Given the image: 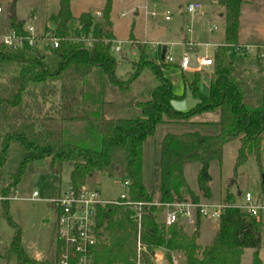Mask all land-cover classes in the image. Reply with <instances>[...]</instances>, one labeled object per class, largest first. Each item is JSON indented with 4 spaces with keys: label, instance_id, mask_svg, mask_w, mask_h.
<instances>
[{
    "label": "trees",
    "instance_id": "obj_1",
    "mask_svg": "<svg viewBox=\"0 0 264 264\" xmlns=\"http://www.w3.org/2000/svg\"><path fill=\"white\" fill-rule=\"evenodd\" d=\"M56 1L58 9L50 20L60 42L58 48L47 54L51 58L50 65L45 63L43 55L6 50L0 44V63L20 66L15 78H0V167L6 162L10 142L18 143L25 154L1 192L2 217L13 233L9 243L0 241V264H53L56 261L59 247L56 221L46 258L37 261L24 250L21 228L8 213V200L14 198L22 176L28 171H41L32 167L33 162L40 160L46 163L43 171L58 179L68 168V188L75 195L86 188L88 180L105 176L117 178L122 183L128 181L126 200L143 203L139 223L133 221V211L129 207L119 204L96 207L97 242L92 249L93 264H155L157 249L164 250L169 264L174 253L182 254L186 264H240L243 252L248 248L254 250L252 264H261L258 252L264 238V219L257 220L236 208L227 207L219 216L213 240L202 246L198 243L199 217L191 234H187L181 224L166 225L162 218L165 204L199 203L200 198H210L209 164L221 162L223 147L228 140L237 138L239 141L235 169L249 155L259 161L264 132V67L259 68V77L246 85L243 72L228 58L230 52L240 46V0H218L224 10V31L221 44L212 54L208 94L202 95L198 91L199 70L193 71L191 80L183 76L185 87L198 101L184 112L171 106V101L177 97L161 73V67H166L164 55L161 64L155 65L139 45L140 57L133 63V74L128 80L115 76L108 6L100 20L89 12L74 19L70 0ZM14 4L11 3L10 7L13 8ZM9 21V27L0 29V34L8 29L22 33L23 22L15 19V15ZM78 38L89 39L91 46L75 42L74 39ZM146 63L153 65L158 86L148 100L135 102L141 116L133 119L92 118L90 107L84 104V81L94 69H98L111 86L127 88ZM213 109L220 111L217 135L205 136L196 132L167 134L160 141V156L154 166L160 180V202L153 203L152 194L142 181L144 142L160 123H187L194 116ZM31 123H35L38 129L28 135L21 127ZM66 123L80 124L83 129L78 136L68 139L64 132ZM187 161L200 164L197 175L199 195L190 190L184 179L183 163ZM223 204H233L230 194L226 193ZM138 240L142 246L139 253Z\"/></svg>",
    "mask_w": 264,
    "mask_h": 264
},
{
    "label": "rangeland",
    "instance_id": "obj_2",
    "mask_svg": "<svg viewBox=\"0 0 264 264\" xmlns=\"http://www.w3.org/2000/svg\"><path fill=\"white\" fill-rule=\"evenodd\" d=\"M13 1H2L3 12L0 14L2 30L9 27L8 15ZM190 2L200 3V10L192 15L180 14V7ZM152 4L156 5L155 9L158 12L155 18L146 14H149ZM106 6L109 11L108 28L112 34L111 46L114 48L118 43H123L120 52H111L116 62L115 76L121 80H128L133 74V63L140 57L137 49L139 45L143 46L142 51L155 65L161 64V55L164 52V56L172 59V62L168 63L164 58L163 64L166 67H161L162 76L170 82L172 92L177 97L171 101L172 108L181 112L193 108L198 101L185 87L182 79L184 76L191 80L193 70L181 69L180 60L185 55L186 44L191 42V39L197 49L196 61L202 56L212 57L213 49L221 42L224 31V10L219 2L213 4L212 0H70V12L74 19H77L81 13L89 12L95 19L100 20ZM57 9L56 0H16L13 7L15 19L23 22L25 27L34 28L39 35L53 30L54 24L50 19ZM165 10L171 13L169 21L163 18ZM239 10L238 42H246L249 45L264 44V0H240ZM96 12L99 16H96ZM182 33L186 36L185 43L180 41ZM74 41L85 46L87 43V39L78 38ZM43 55L46 57L45 63L50 65L51 58L45 53ZM228 58L243 72L246 85L252 84L259 77V68L264 67V61L257 63L258 60L254 57L252 49L244 55L230 52ZM19 68L16 63H0V78L7 76L15 78ZM198 70L200 71L198 91L202 95H207L211 66L210 69L199 67ZM84 86L86 91L84 104L90 107L92 118L103 116L107 119H133L141 116L140 111L135 108V102L148 100L151 92L158 86V79L153 65L146 63L127 88L111 86L98 69H94L84 81ZM219 118V109H213L194 116L193 123L164 122L156 126L154 134L144 142L142 151V181L146 190L152 194L153 203L160 202L158 188L160 180L154 172V164L160 156L159 142L167 134L188 132H196L200 135H211L214 132L217 134ZM37 129L35 123L21 127V130L28 135L33 134ZM80 129H83L80 124H64V132L68 139L78 136ZM262 139L259 161L254 155H249L247 160L236 169L235 159L239 141L237 138L228 140L223 147L221 162L212 161L209 164L210 198H200V202L219 205L227 192L232 196L234 204L241 205L244 193L248 192L254 199L264 204V132ZM24 156L18 143L12 141L7 150L6 162L0 167V241L6 244L9 243L13 232L2 217L1 192ZM45 165L44 160L33 162L32 167L41 171L26 172L16 187L14 198L8 200V213L21 228V244L28 255L37 261H44L46 258L56 220L54 208L45 202V199L55 197L67 190L70 175V170L65 168L58 179L52 173L43 171ZM199 169L200 164L197 161L183 163L184 179L190 190L197 195H199L197 186ZM86 186L98 190L105 200H115L124 191L120 180L105 176L93 177L88 180ZM33 192L38 195L35 199L31 198ZM217 228V219L202 220L198 243L202 246L208 245L213 240ZM193 230V227L185 228L187 234H191ZM253 253V249H245L240 264H252ZM258 258L261 264H264V238ZM156 262L155 264H169L163 255L158 256Z\"/></svg>",
    "mask_w": 264,
    "mask_h": 264
},
{
    "label": "built area",
    "instance_id": "obj_3",
    "mask_svg": "<svg viewBox=\"0 0 264 264\" xmlns=\"http://www.w3.org/2000/svg\"><path fill=\"white\" fill-rule=\"evenodd\" d=\"M2 1L0 0V14L3 12ZM201 8L200 3L192 2L184 6L183 11L186 14H194ZM99 16V13H95ZM149 15L155 18L158 12L155 8L150 10ZM169 10L163 12L165 21L170 20ZM22 33L14 29H8L0 34V44L11 51H26L34 55L48 54L51 50L58 48L59 38L53 30L43 34H38L32 27L22 26ZM86 47L91 46V41L87 39ZM123 43H118L116 47L110 48L111 52H120ZM249 49L254 52V57L258 61H264V44L240 45L233 49V53L244 55ZM44 56V55H43ZM167 62H172L171 57H164ZM188 56L184 55L180 60V68L188 70ZM198 67L212 66V59L201 57L196 61ZM190 70V69H189ZM124 191L115 200H103L97 190L83 188L77 195L73 194L68 188L65 192L59 193L55 197L45 199L56 212L57 241L59 242L56 261L53 264H93L92 249L97 242L95 229L96 207L106 204H119L129 207L132 211L133 221L139 223L142 215L143 203H133L126 200L128 181L122 183ZM38 197L36 192L32 193L31 198ZM227 207L236 208L240 213L257 219H264V204L254 199L248 192L243 195L241 205H211L207 202H175L164 205V223L166 225L181 224L185 228L193 227L195 229L197 217L201 220L219 219L223 209ZM137 252L142 250V246L137 241ZM155 262L157 257L154 254ZM171 264H186L185 257L180 253H174L170 258Z\"/></svg>",
    "mask_w": 264,
    "mask_h": 264
},
{
    "label": "crops",
    "instance_id": "obj_4",
    "mask_svg": "<svg viewBox=\"0 0 264 264\" xmlns=\"http://www.w3.org/2000/svg\"><path fill=\"white\" fill-rule=\"evenodd\" d=\"M217 0H212V3L213 4H217L218 3V1L216 2ZM191 3V2H190ZM198 3V2H197ZM156 7V5L155 4H152V9L153 8H155ZM183 8H184V6H182V7H180V10H179V13L180 14H183L184 13V11H183ZM145 9H146V7H145ZM151 9V10H152ZM220 17H222V14L220 15ZM210 32H212V30L210 31ZM222 38H223V35H222V37H221V41H222ZM180 41H182V42H186V36H185V34H183L182 33V35L180 36ZM240 42V45H249V44H247L246 42H241V41H239ZM190 43H192L193 45H190ZM195 44V42L193 41V39H191V42H188L186 45H187V50H186V52H185V55H187L188 53H190L189 51H190V49H192L193 51H195V52H193L194 53V55H195V58L197 59V49L195 48L196 46L194 45ZM221 44V42L219 43V45ZM254 45H256V44H254ZM218 46V44H216L215 45V47H214V49L216 48ZM195 48V49H194ZM214 49H213V51H214ZM165 53L163 52V54L162 55H164ZM203 57V56H202ZM201 58V57H200ZM199 58V59H200ZM210 58V57H209ZM212 58V57H211ZM209 67V69H210V66H208ZM210 73H211V70H210ZM209 81H210V76H209ZM209 87V86H208ZM105 118V117H104ZM105 119H107V118H105ZM193 121V118L190 120V121H188L187 123H193L192 122ZM196 123V122H195ZM219 126H218V133H219ZM217 133V134H218ZM217 134H215V132L214 133H211V135H205V136H214V135H217ZM160 143V142H159ZM157 162H158V160H157ZM157 162H155V164L157 163ZM155 164H154V166H155ZM94 178H96V177H94ZM159 188V187H158ZM68 189V188H67ZM86 189H93V190H96L95 188H93V187H89V186H86ZM66 191V190H65ZM64 191V192H65ZM98 191V190H97ZM99 192V191H98ZM159 192H160V188H159ZM63 193V192H62ZM227 193V192H226ZM226 193H225V195H226ZM99 194H100V192H99ZM229 194V193H228ZM239 194V193H238ZM225 195H224V197H225ZM100 197H101V195H100ZM224 197H223V199H224ZM102 198V197H101ZM103 199V198H102ZM103 200H105V199H103ZM109 200V199H108ZM112 200V199H111ZM207 201V200H206ZM221 204H223V200H222V203ZM201 225H202V220H201V222H200V228H201ZM200 234H201V231H200ZM164 251L162 250V249H157L156 251H155V256L156 257H158V256H160V255H163V256H165L164 255ZM157 263V262H156Z\"/></svg>",
    "mask_w": 264,
    "mask_h": 264
},
{
    "label": "water",
    "instance_id": "obj_5",
    "mask_svg": "<svg viewBox=\"0 0 264 264\" xmlns=\"http://www.w3.org/2000/svg\"><path fill=\"white\" fill-rule=\"evenodd\" d=\"M15 1H13L12 2V4L14 3ZM14 16V11H13V8H12V6L10 7V10H9V15H8V19H10V18H12ZM163 54V53H162ZM187 56H188V61H189V63H188V67H189V69L190 70H193V71H195V70H198V64L196 63V58H195V55H194V53H188L187 54ZM161 58H163V55H161ZM263 181H264V175H263Z\"/></svg>",
    "mask_w": 264,
    "mask_h": 264
}]
</instances>
